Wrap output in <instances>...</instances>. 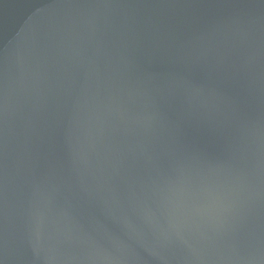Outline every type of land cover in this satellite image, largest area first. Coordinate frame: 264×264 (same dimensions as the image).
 I'll return each instance as SVG.
<instances>
[{"label":"water","instance_id":"1","mask_svg":"<svg viewBox=\"0 0 264 264\" xmlns=\"http://www.w3.org/2000/svg\"><path fill=\"white\" fill-rule=\"evenodd\" d=\"M0 264H264V0H0Z\"/></svg>","mask_w":264,"mask_h":264}]
</instances>
